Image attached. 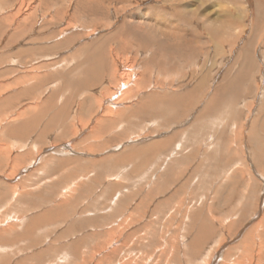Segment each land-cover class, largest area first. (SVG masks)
<instances>
[{
  "label": "rangeland",
  "instance_id": "obj_1",
  "mask_svg": "<svg viewBox=\"0 0 264 264\" xmlns=\"http://www.w3.org/2000/svg\"><path fill=\"white\" fill-rule=\"evenodd\" d=\"M0 263L264 264V0H0Z\"/></svg>",
  "mask_w": 264,
  "mask_h": 264
},
{
  "label": "bare ground",
  "instance_id": "obj_2",
  "mask_svg": "<svg viewBox=\"0 0 264 264\" xmlns=\"http://www.w3.org/2000/svg\"><path fill=\"white\" fill-rule=\"evenodd\" d=\"M124 1H125V0H124ZM238 4H239V3H238ZM240 6H241V5H240ZM223 8H224V6H223ZM243 8H244V7H243ZM201 9H202V8H201ZM186 11H187V10H186ZM197 12H198V14H200V7H196V9H193V8H192L190 11L188 10L187 13L190 14L191 16L188 15V14H187V15L190 16L191 18H194V15H195ZM182 13H183V12H182ZM182 13H181V14H182ZM150 14H151V13H150ZM153 15L155 16V13H153ZM173 15H174V14H173ZM177 15H180V13H178ZM174 16H175V15H174ZM188 16H187V17H188ZM156 17H158V15H157ZM156 17H155V18H156ZM187 17H186V20H187ZM226 17H227L226 20H225L226 24H225V26H223V27H226V28H228V29H229V28H233V21H234V20H233V17H232L231 15H230V16H226ZM159 18H160V17H159ZM23 20H24V19H23ZM141 20H142V19H141ZM160 20H161V18H160ZM220 20H221V19H220ZM164 21H165V20H164ZM222 21H223V20H222ZM217 22H218V21H217ZM223 22H224V21H223ZM223 22H222V23H223ZM225 22H224V23H225ZM164 23H166L165 25H168L167 21H165ZM211 23H212V22H210V23H206V22H205V24H208L209 26L211 25ZM208 25H206V26H208ZM170 26H172V25H170ZM171 28L173 29V28H175V26H173V27H171ZM162 29H163V28H162ZM164 29H166V28H164ZM164 29L161 30V31H162V35H164L165 37H168L170 40H171V39H177V38L179 39V37H178V36H179V35H178V32H179L180 35H182L181 32L179 31V29H178L177 27L175 28V29L177 30V34H175L172 30H171L172 32L169 33V32L167 31L168 28H167V30H166L167 32H165ZM158 31H159V30H158ZM174 31H175V30H174ZM190 37H191V36H190ZM192 37H193V36H192ZM191 39H192V38H191ZM192 40H193V39H192ZM190 42H192V41H190ZM187 45H188V44H187ZM93 55H94V54H93ZM192 56H193V55H192ZM104 57H105V56H104ZM92 66H93V65H92ZM92 66H91V67H92ZM91 71H93V70H91ZM23 77H24V76H23ZM32 83H33V82H32ZM124 84H125V83H124ZM126 94H127V93H126ZM119 98H120V97H119ZM119 102H120V101H119ZM122 102H123V100H122ZM100 104H101V103H100ZM109 109H110V108H109ZM108 111H109V110H108ZM111 111H113V110H111ZM109 113H110V112H109ZM16 119H17V118H16ZM8 255H9V254H8ZM10 256H11V255H10ZM0 264H1V263H0Z\"/></svg>",
  "mask_w": 264,
  "mask_h": 264
}]
</instances>
